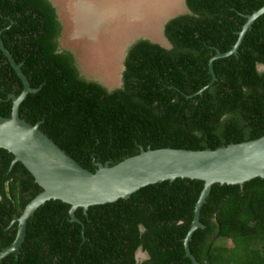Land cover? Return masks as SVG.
<instances>
[{
	"label": "trees",
	"instance_id": "obj_1",
	"mask_svg": "<svg viewBox=\"0 0 264 264\" xmlns=\"http://www.w3.org/2000/svg\"><path fill=\"white\" fill-rule=\"evenodd\" d=\"M185 5L188 12L163 27L170 47L136 40L124 56L121 86L108 90L82 74L77 53L62 46L64 23L50 0H0V40L36 90L21 119L39 123L89 172L99 163L116 165L140 148L214 150L263 136L264 18L245 32L236 53L212 61L215 79L209 61L232 49L246 16L264 0ZM22 89L0 50V116H10L8 96ZM12 161L11 153L0 150V251L15 238L13 217L41 192L25 167ZM202 189L203 182L187 179L148 185L127 200L81 208L79 223L71 221L66 203L44 206L27 244L0 264H193L183 241ZM202 225L188 242L199 264H264V180L217 186ZM138 250L147 259L137 261Z\"/></svg>",
	"mask_w": 264,
	"mask_h": 264
},
{
	"label": "water",
	"instance_id": "obj_2",
	"mask_svg": "<svg viewBox=\"0 0 264 264\" xmlns=\"http://www.w3.org/2000/svg\"><path fill=\"white\" fill-rule=\"evenodd\" d=\"M263 18L264 6L247 15L232 49L226 53L217 52L210 59L209 69L213 79L212 61L236 53L245 32L248 30V36ZM0 50L23 84L18 96H8L12 102L10 116H0V150L11 153L12 164L21 163L41 188V192L24 207L21 214L13 217L10 226L17 223L16 235L13 242L0 251V261L11 253L17 256L21 245L27 244L31 227L44 206L66 203L70 205L71 221L79 223L77 218L81 208L86 212L88 208L120 199L127 200L133 193L148 185L187 179L203 182L190 229L183 241L185 255L193 264H199L191 255L188 242L196 229L199 231L204 228L203 210L209 205L216 187L249 186L264 180V135L255 140L232 143L214 150L140 148L137 155L125 158L116 165L99 163L94 172H89L42 133L39 123L31 125L21 119V109L36 90L31 88L21 71V65L15 63L1 40ZM263 69V66H259L260 71ZM141 252L139 250L138 254ZM138 254L135 257L137 261L140 260ZM145 258L146 255L143 259Z\"/></svg>",
	"mask_w": 264,
	"mask_h": 264
},
{
	"label": "rangeland",
	"instance_id": "obj_3",
	"mask_svg": "<svg viewBox=\"0 0 264 264\" xmlns=\"http://www.w3.org/2000/svg\"><path fill=\"white\" fill-rule=\"evenodd\" d=\"M50 1L64 23L62 46L77 53L82 74L110 90L121 86L119 74L129 46L146 39L169 48L163 27L186 10L184 0Z\"/></svg>",
	"mask_w": 264,
	"mask_h": 264
},
{
	"label": "flooded vegetation",
	"instance_id": "obj_4",
	"mask_svg": "<svg viewBox=\"0 0 264 264\" xmlns=\"http://www.w3.org/2000/svg\"><path fill=\"white\" fill-rule=\"evenodd\" d=\"M184 3H185V0H184ZM185 8H186V10H185V12L184 13H187L188 12V9H187V7H186V5H185ZM184 13H181V14H184ZM181 14H178V15H181ZM178 15H176V16H178ZM176 16H174V17H176ZM173 18V17H172ZM171 19V18H170ZM123 69V68H122ZM122 71V70H121ZM90 79V78H89ZM104 87H106V86H104ZM107 88V87H106ZM108 90H110L109 88H107ZM11 227V226H10ZM139 251V250H138ZM138 251H137V253H136V256L135 257H137V254H138ZM146 254H145V252H141V253H139L138 254V256H139V258H141V256H142V259L141 260H144L143 259V257L145 256ZM145 259H147V255H146V258Z\"/></svg>",
	"mask_w": 264,
	"mask_h": 264
},
{
	"label": "bare ground",
	"instance_id": "obj_5",
	"mask_svg": "<svg viewBox=\"0 0 264 264\" xmlns=\"http://www.w3.org/2000/svg\"><path fill=\"white\" fill-rule=\"evenodd\" d=\"M81 9V8H80Z\"/></svg>",
	"mask_w": 264,
	"mask_h": 264
}]
</instances>
